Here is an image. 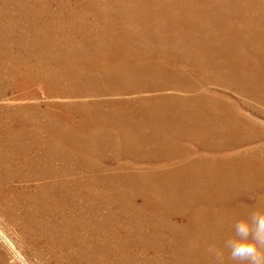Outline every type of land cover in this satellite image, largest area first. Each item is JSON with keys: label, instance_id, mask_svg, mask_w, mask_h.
Masks as SVG:
<instances>
[{"label": "bare ground", "instance_id": "obj_1", "mask_svg": "<svg viewBox=\"0 0 264 264\" xmlns=\"http://www.w3.org/2000/svg\"><path fill=\"white\" fill-rule=\"evenodd\" d=\"M14 5L0 12V100L33 85L65 99L0 103V194L23 204L24 231L72 242L75 264H148L166 240L168 262L214 264L209 243L264 203V122L240 108L264 118V0ZM124 156L145 165L103 163ZM128 223L169 234L135 239Z\"/></svg>", "mask_w": 264, "mask_h": 264}, {"label": "rangeland", "instance_id": "obj_2", "mask_svg": "<svg viewBox=\"0 0 264 264\" xmlns=\"http://www.w3.org/2000/svg\"><path fill=\"white\" fill-rule=\"evenodd\" d=\"M5 1H7V2H5ZM21 1L23 3L28 2L29 4H32V5H35L38 2L39 3L42 2V3L48 4V5L51 4L50 7L53 9V11H56V10H58V4L60 2H63V3L65 2L67 4H73L74 2H77V1L82 2L84 0H71V1L67 0V2H66V0H47V1L46 0H38V1L37 0H33V1L32 0H0V12H2V11L3 12H9L12 14V12L15 11L14 3L15 2H21ZM99 1H108V0H99ZM2 4H3V6H2ZM4 4H6V5H4ZM90 17H91V19H90ZM90 17H88V19H87V21H89V23L93 22V16H90ZM52 36L54 37L53 39H59V41L61 39L63 40L66 37L63 33H58V34L54 33V34H52ZM209 88H207V91L208 90L209 91H216V93H218V94L220 92V95L223 94V98H225V99L229 98L231 100H239V97L237 96V94L230 91V90L223 89L222 87H219V86H209ZM39 89H40V91H42L41 89H43V88H41V86H39V85L38 86L33 85L31 87L25 88L24 90H22V89L16 90V89H13L12 86H9L6 94L2 96L3 98H1L0 103L3 102L2 103L3 105H9L11 103H14V104H18V103H29V104H31V103L36 104L37 103L38 104L39 103L41 105V107H45L44 105L46 103H48V101H54V100L55 101H58V100L64 101L65 100L63 98L62 99L57 98V99L52 100V99L48 98V96L45 93H43L44 90L42 92H40ZM33 90L38 92L37 98L31 97V95H29V97H23L22 98L21 92L28 91V93H29V91L31 92ZM15 91H16V93H15ZM25 93H27V92H25ZM24 98H28V99H24ZM240 108L243 109V111L245 113L249 114L253 119H256L257 121L262 120L264 122L263 117H261L260 115H257L254 111H253L254 112L253 113L252 110H249L247 107H245V105L242 104ZM52 109H54V108H52ZM122 158L120 159L121 161L120 160L119 161L118 160L117 161L104 160L103 163L105 165L111 167V168L116 167L119 163H123V162L129 163V164H130V162H133L131 164L133 166L138 167V168H141V166L145 165V164H143V162H141V164H140V162L134 161L132 158H130L128 156L127 157L124 156ZM77 160H80V161L78 162ZM68 161H72V162L77 161L78 163H81V161L86 162L87 160L74 158V159H69ZM79 173L81 175L83 173H85L84 171H82V165H80ZM3 196L4 197H2V195L0 194V264H68V263L69 264H75V262L73 263V260H72L73 259V253H72V247H71L72 242H70V241H62V242L58 241L57 242L56 240L55 241L53 240L50 242V240H48V239L44 240V238H38L39 236L34 235L33 232H31L32 234L31 233L27 234L24 231L25 223H24V221H22V218H24V217H22L23 215L21 212L22 208H23V204L21 202L19 203L18 198L16 199L15 195L5 193ZM11 201H12V203H11ZM120 227H117V228L119 229L120 233L122 232V234H126L127 231H129V230L134 231L135 239L141 238V236H140L141 235L140 234L141 229H142L143 234L149 235L151 233L152 237L158 236V235L154 234V232H153L154 230H153L152 225H150L151 230L148 226H145V224H143V225L136 224L134 226L133 224L128 223V225L123 224ZM162 232H163V234H162ZM168 234H169V232L167 230H162L158 237L161 240H166V238H167L166 236ZM170 245L171 244L168 243L166 240L165 244L163 246V252L154 253L152 251L151 252L149 251L150 253L148 252V256H146V259H148L147 260L148 264H173L172 262L167 261L169 259L168 254L171 250ZM218 245H220V244H218ZM166 246H167V248H166ZM131 251L133 252L134 257H137L139 259L144 258L143 254L141 253L142 250L140 247L130 249V253H132ZM138 251L140 253H138ZM59 252H60V254H59ZM119 255L120 254L118 253V254H116L115 257H117ZM163 256H165V257L163 258ZM203 258H204L203 256H199V258H196V259L194 257H193V259L192 258H184L185 260H183V261H184V264H208V263H206V260H204ZM59 259H60V261H59ZM70 260H72V261H70ZM150 260H152V261H150ZM79 263L80 264H88L89 262L87 260L83 259ZM79 263H77V264H79Z\"/></svg>", "mask_w": 264, "mask_h": 264}, {"label": "clouds", "instance_id": "obj_3", "mask_svg": "<svg viewBox=\"0 0 264 264\" xmlns=\"http://www.w3.org/2000/svg\"><path fill=\"white\" fill-rule=\"evenodd\" d=\"M207 253L214 264H226V256L232 264H264V203L236 219L231 225V235L222 245L209 243Z\"/></svg>", "mask_w": 264, "mask_h": 264}]
</instances>
